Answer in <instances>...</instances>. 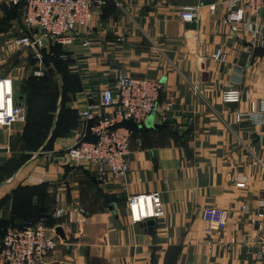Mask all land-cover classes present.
<instances>
[{
    "label": "crops",
    "instance_id": "obj_1",
    "mask_svg": "<svg viewBox=\"0 0 264 264\" xmlns=\"http://www.w3.org/2000/svg\"><path fill=\"white\" fill-rule=\"evenodd\" d=\"M223 1L105 0L56 61L45 59L49 41L40 50L18 46L23 2L0 0V83L24 113L0 125V244L7 230L46 214V226L64 235L48 264H260L264 51L249 47L248 32L231 33ZM182 7H198L197 19L183 22ZM120 74L163 84L159 101L170 99L173 117L125 123L128 172L103 185L66 150L86 130L81 112ZM229 88L240 91L238 102H222ZM152 194L163 215L134 221L127 199ZM58 208L72 221L53 218ZM206 208L225 212L222 231H209Z\"/></svg>",
    "mask_w": 264,
    "mask_h": 264
},
{
    "label": "built area",
    "instance_id": "obj_2",
    "mask_svg": "<svg viewBox=\"0 0 264 264\" xmlns=\"http://www.w3.org/2000/svg\"><path fill=\"white\" fill-rule=\"evenodd\" d=\"M18 4L21 0H9ZM105 0H24L22 24L25 35L17 39L20 47L40 50L49 41L62 47L72 45L77 38L89 30L93 12ZM225 14L222 22L229 26L231 33L243 30L248 32L251 49L264 51V22L255 20L264 13V0H224ZM215 10V6H210ZM198 7H182L180 19L191 23L197 19ZM83 47L88 41L82 42ZM216 59H224L217 51ZM163 84L157 80L134 78L120 74L114 90L104 89L97 103L88 104L81 112L86 120V130L75 144L66 150V155L75 164L89 163L94 169V177L100 184H107L111 177H124L129 169V145L132 130L125 126L133 122L140 126L153 115H159V121L165 123L172 118L171 102L159 101ZM223 103H236L240 100V91L229 88L222 92ZM113 110L110 116L101 112ZM242 116L237 115L238 119ZM24 119L22 108L15 106L12 91L0 83V125L10 126ZM92 121V123H89ZM91 137V139H87ZM134 221L158 218L163 215V206L158 194L140 195L127 199ZM260 212L256 221L255 256L264 264V201H258ZM72 213L61 208L56 209L52 217L60 219ZM209 231L219 232L226 227V214L216 208H206L202 214ZM55 228L46 226V219L29 223L22 228H11L5 233L0 244V264H48L49 256L58 246Z\"/></svg>",
    "mask_w": 264,
    "mask_h": 264
},
{
    "label": "trees",
    "instance_id": "obj_3",
    "mask_svg": "<svg viewBox=\"0 0 264 264\" xmlns=\"http://www.w3.org/2000/svg\"><path fill=\"white\" fill-rule=\"evenodd\" d=\"M64 58H65V55L63 53H61V46L57 45V44H55L54 47L51 49L50 53H47L45 56V59H47V60H56V61H62V60H64ZM89 123H92V121L91 122L89 121ZM136 126H138V125H136ZM87 139H91V137H88ZM47 217L48 216L46 214H43V215H39L36 218L26 220V221H24V223L21 226H19V228H22L29 223H36L39 220H41V218L47 219ZM49 222H51V221L50 220L48 221V219H47L46 224L49 225Z\"/></svg>",
    "mask_w": 264,
    "mask_h": 264
},
{
    "label": "water",
    "instance_id": "obj_4",
    "mask_svg": "<svg viewBox=\"0 0 264 264\" xmlns=\"http://www.w3.org/2000/svg\"><path fill=\"white\" fill-rule=\"evenodd\" d=\"M24 0H21V2H23ZM55 234H56V236L58 237V238H60V239H64V235H63V232H62V229H61V227H56L55 228Z\"/></svg>",
    "mask_w": 264,
    "mask_h": 264
}]
</instances>
